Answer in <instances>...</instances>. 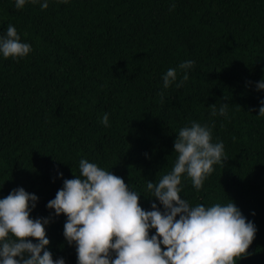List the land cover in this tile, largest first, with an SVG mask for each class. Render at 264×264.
Returning <instances> with one entry per match:
<instances>
[{
	"label": "trees",
	"instance_id": "trees-1",
	"mask_svg": "<svg viewBox=\"0 0 264 264\" xmlns=\"http://www.w3.org/2000/svg\"><path fill=\"white\" fill-rule=\"evenodd\" d=\"M172 2L69 0L17 10L0 0V35L14 25L32 46L19 61L0 57V198L23 187L38 197L31 218L49 217L47 203L79 174L82 158L149 198L146 181L171 170L178 130L214 124L227 160L200 191L185 179L180 195L193 205L234 201L257 228L239 264H264V91L255 86L264 78V0H174L170 10ZM187 60L195 61L188 81L165 91L162 75ZM220 103L230 118L210 115ZM105 113L110 127L100 122ZM51 212L47 250L77 264L66 217Z\"/></svg>",
	"mask_w": 264,
	"mask_h": 264
},
{
	"label": "clouds",
	"instance_id": "clouds-1",
	"mask_svg": "<svg viewBox=\"0 0 264 264\" xmlns=\"http://www.w3.org/2000/svg\"><path fill=\"white\" fill-rule=\"evenodd\" d=\"M51 2L69 0H14V6L22 10L31 3L46 10ZM175 7L173 0L170 10ZM31 52L32 46L9 24L0 35V57L19 61ZM194 65V60H187L169 68L162 75L163 89L181 88ZM255 86L264 91V78ZM159 96L163 103L165 92ZM209 108L212 117L230 118L228 104ZM258 116L264 117V100ZM100 122L110 127L109 114ZM213 127L191 121L178 130L171 170L155 183L146 181L149 198L86 158L79 161V174L65 179L47 203L49 217L31 218L38 197L23 187L13 189L0 198V264H66L63 257L54 260L47 250L45 229L51 223V210L56 217H66L63 236L68 246L75 247L77 264H239L249 255L255 224L229 198L226 203L193 205L180 195L185 179L200 191L214 166L227 160L223 141H213ZM141 196L151 202V210L141 207Z\"/></svg>",
	"mask_w": 264,
	"mask_h": 264
}]
</instances>
